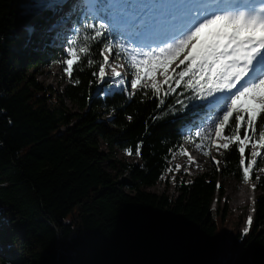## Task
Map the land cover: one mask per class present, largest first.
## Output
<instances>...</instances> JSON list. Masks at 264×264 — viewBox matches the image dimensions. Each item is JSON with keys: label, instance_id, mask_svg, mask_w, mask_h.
<instances>
[{"label": "trees", "instance_id": "16d2710c", "mask_svg": "<svg viewBox=\"0 0 264 264\" xmlns=\"http://www.w3.org/2000/svg\"><path fill=\"white\" fill-rule=\"evenodd\" d=\"M31 6L0 0V243L8 246L0 264H264V160L251 178L252 224L234 261H223L218 219L230 210L214 206L223 197L218 178L243 181L235 145L222 152L219 170L176 183L175 195L149 190L182 148L185 130L207 127L216 113L183 87L169 96L98 93V68L86 59L54 98L29 73L61 54L48 48V33L45 50L33 37L53 9L36 14ZM82 23L74 22L70 37L78 44L87 35ZM102 42L93 44V59ZM118 152L137 163L119 171ZM245 156L247 163L249 150Z\"/></svg>", "mask_w": 264, "mask_h": 264}, {"label": "snow or ice", "instance_id": "6c2138e0", "mask_svg": "<svg viewBox=\"0 0 264 264\" xmlns=\"http://www.w3.org/2000/svg\"><path fill=\"white\" fill-rule=\"evenodd\" d=\"M56 7L51 0H32L36 14ZM135 7L148 8L149 12L132 25ZM69 15L78 22L82 20L81 27L87 32L79 44L76 39L68 41L63 72L70 80L86 59L88 67L98 68L92 75L103 82L114 54L117 61L123 60L131 69L130 95L138 91L169 96L183 87L191 93L189 100L216 113L207 127L194 133L200 140L196 147L209 156L204 150L208 146L227 152L235 145L242 180H251L258 159L264 160V0H169L152 5H132L124 0H75ZM61 22L55 21L50 27ZM101 40L98 58L93 59L92 46ZM176 61L169 73V66ZM180 66L182 69L176 71ZM156 72L164 77L163 81L153 78ZM111 76L120 85L126 83L115 67ZM128 153L132 154L131 149ZM135 154H141L139 145ZM212 159L219 170L220 161ZM259 170L264 172V168ZM247 224H252L251 216ZM247 232L246 227L244 234Z\"/></svg>", "mask_w": 264, "mask_h": 264}, {"label": "rangeland", "instance_id": "374dc122", "mask_svg": "<svg viewBox=\"0 0 264 264\" xmlns=\"http://www.w3.org/2000/svg\"><path fill=\"white\" fill-rule=\"evenodd\" d=\"M59 0H52L51 2L55 5L60 4L61 8L56 7L53 8L54 11L49 17L47 21V27L45 29L39 30L34 34V39L38 40V43L40 48L47 49L43 45V40L45 39L44 35L46 34V31L53 34H59V38H53L48 44V48L51 49L52 52H55L56 57L53 61H50L48 66H40L35 70H30L29 73L34 75L36 79L42 84L45 88H50L52 90L51 96L54 98H57L64 90V87L68 85L70 79L65 75L63 72V67L65 66L63 64V60L66 58L65 52L68 47V41H70L71 32L74 28H71V25L75 18L73 19L72 16L69 15V19L67 18L65 22H63L62 25L50 27L54 24L57 16V12L60 13L61 11H70L71 6L73 3H75V0H64L62 3L58 2ZM130 0H124V2L129 3ZM133 1V0H132ZM169 0H134L135 5H152L155 3H168ZM59 6V5H58ZM58 8V9H57ZM28 9L32 10V6L28 7ZM149 12L148 8H140L135 7L133 9V15L134 19L130 21L132 25H136L139 23V21L145 16L146 13ZM67 15V13H65ZM68 16V15H67ZM73 19V20H72ZM163 23V21H161ZM62 26V29H61ZM73 26V25H72ZM59 27V28H58ZM57 29V30H56ZM51 30L53 32H51ZM59 39V41H58ZM58 52H57V51ZM113 56H115L113 54ZM110 60L112 63L108 66H106V72L108 75L106 76L105 80L103 82H98V93L107 94V93H113L118 91H124L128 90L130 92H133L130 88V81L131 79V70L129 69L128 65L123 61L119 60L117 61L110 57ZM178 61H176L174 64L169 66V73H172V68L176 66ZM121 64H124V67H120ZM115 67L117 71H120L122 73L123 78L126 80V83L124 85H120L118 79H113L111 76V69ZM182 67V66H180ZM160 72L154 73L153 78L156 74ZM156 79V77L154 78ZM164 79V78H163ZM157 80V79H156ZM163 81V80H161ZM147 83H151V80H148ZM67 109L71 110L72 112H77V110L74 109V107L66 103ZM211 109V108H209ZM199 131V130H197ZM196 131L191 130L190 127L185 130L183 139H182V152H176L172 160L169 163V167L167 171L165 172L162 181L156 185L154 188L149 189L150 191H154L158 194L165 193L169 196L176 194V183H180L181 181H189L192 178H195L201 174L208 173L212 171L214 168H217L216 163L213 161V157L217 161H220V156L222 154V150L218 152L214 145L208 146L204 148V150L209 152V156H204L203 151L201 148L196 147L197 144L200 143L199 138L195 136ZM205 144H207V141H205ZM197 152H196V151ZM187 152V155L185 154ZM202 152V153H201ZM201 154V155H200ZM191 156L192 159L189 160L188 156ZM186 157V159H184ZM117 159V168L119 171H122L121 164H136L137 161L135 158L131 157L128 153L124 152H118L116 155ZM184 159V160H183ZM196 159L199 160L200 163ZM177 165H180V168L177 169ZM220 165V164H219ZM104 168L109 170L113 175H116L115 172H112L110 167L108 166V163H105ZM171 169V171H169ZM264 172L258 171V175H262ZM125 178H128V174L125 173L124 175L120 176L118 178L120 181L126 180ZM218 181L222 185L223 189V197L222 199L216 203L214 208L219 207L222 209L225 205H227V208L230 210L229 215L226 217L225 221L223 223L220 222V219H218L219 227H218V244L219 249L221 251V258L223 261L231 260L234 261L236 258V255L238 254V251L240 249V245L242 242V238L245 235L244 229L247 227L249 228V225L245 221V219L248 218V216L253 217L252 213V204L253 199L255 196V191L252 187L254 182L251 180L248 183H244L243 181H236L234 179H223L218 178ZM213 209V207H212ZM1 216V212H0ZM1 221V220H0ZM0 251H8V246L6 243H0Z\"/></svg>", "mask_w": 264, "mask_h": 264}, {"label": "bare ground", "instance_id": "6f19581e", "mask_svg": "<svg viewBox=\"0 0 264 264\" xmlns=\"http://www.w3.org/2000/svg\"><path fill=\"white\" fill-rule=\"evenodd\" d=\"M58 5H59V6H58ZM58 5H57V7L61 8V5H60V4H58ZM57 9H58V8H57ZM168 71H169V68H168ZM155 77H156L157 81H161V80H163V78H164L160 73L156 74ZM155 77H154V78H155ZM156 79H155V80H156ZM195 151H196V150H195ZM196 152H197V151H196ZM201 153H202V152H201ZM200 155H201V154H200ZM197 161L199 162L198 159H196V162H197ZM200 163H203V161H202V162H199L198 164H200Z\"/></svg>", "mask_w": 264, "mask_h": 264}]
</instances>
